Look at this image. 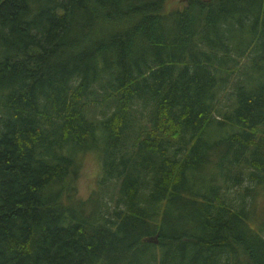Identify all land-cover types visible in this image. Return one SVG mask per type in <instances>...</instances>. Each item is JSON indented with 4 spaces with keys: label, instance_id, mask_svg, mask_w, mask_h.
<instances>
[{
    "label": "trees",
    "instance_id": "trees-1",
    "mask_svg": "<svg viewBox=\"0 0 264 264\" xmlns=\"http://www.w3.org/2000/svg\"><path fill=\"white\" fill-rule=\"evenodd\" d=\"M259 185L264 0H0V264H264Z\"/></svg>",
    "mask_w": 264,
    "mask_h": 264
},
{
    "label": "rangeland",
    "instance_id": "rangeland-1",
    "mask_svg": "<svg viewBox=\"0 0 264 264\" xmlns=\"http://www.w3.org/2000/svg\"><path fill=\"white\" fill-rule=\"evenodd\" d=\"M186 3V0H167L168 7H181ZM139 116V114H138ZM223 129V128H222ZM217 129L219 132H232L231 129ZM99 150H85L78 155V165L74 175L73 185L75 188V196L77 198H86L93 190H99L103 200L108 204L113 205L116 201V190L111 188L109 184L97 185L102 169L103 161H99ZM217 170L219 167L217 166ZM77 203V202H75ZM255 207L253 213L262 219L264 218V185H259L257 188L256 199L254 200ZM258 221V220H257ZM252 225L254 222L251 221Z\"/></svg>",
    "mask_w": 264,
    "mask_h": 264
}]
</instances>
